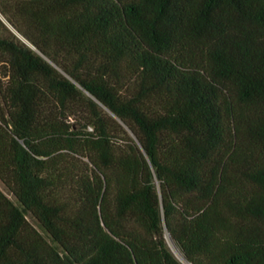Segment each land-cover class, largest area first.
I'll return each mask as SVG.
<instances>
[{"label":"trees","instance_id":"16d2710c","mask_svg":"<svg viewBox=\"0 0 264 264\" xmlns=\"http://www.w3.org/2000/svg\"><path fill=\"white\" fill-rule=\"evenodd\" d=\"M0 183V264H264V0H0Z\"/></svg>","mask_w":264,"mask_h":264},{"label":"rangeland","instance_id":"374dc122","mask_svg":"<svg viewBox=\"0 0 264 264\" xmlns=\"http://www.w3.org/2000/svg\"><path fill=\"white\" fill-rule=\"evenodd\" d=\"M0 189L5 193V194H7L11 199H13L12 198V196H10L9 194H8V192L6 191V189L3 187V185L0 183ZM14 200V199H13ZM27 219H28V221L31 223V224H33L43 235H45V233H44V231L37 225V223L34 221V219L32 218V217H30V216H27ZM168 242H169V240H168ZM169 246H170V249H171V251L173 252V254L180 260V261H182L184 264H187L184 260H183V258L181 257V255L178 253V251L176 250V248L169 242Z\"/></svg>","mask_w":264,"mask_h":264},{"label":"water","instance_id":"95a60500","mask_svg":"<svg viewBox=\"0 0 264 264\" xmlns=\"http://www.w3.org/2000/svg\"><path fill=\"white\" fill-rule=\"evenodd\" d=\"M168 240H169V242L172 244V241H171V238H170V237H168Z\"/></svg>","mask_w":264,"mask_h":264}]
</instances>
